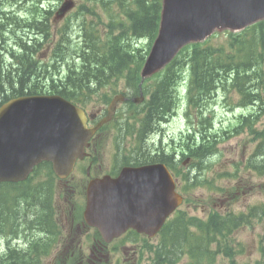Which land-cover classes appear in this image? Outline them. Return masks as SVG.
<instances>
[{
    "label": "rangeland",
    "instance_id": "1",
    "mask_svg": "<svg viewBox=\"0 0 264 264\" xmlns=\"http://www.w3.org/2000/svg\"><path fill=\"white\" fill-rule=\"evenodd\" d=\"M51 5L50 3L45 4V6ZM16 9V4H11L10 2L3 3V7L0 10H6L10 11ZM88 17V16H87ZM11 29H14V27H10ZM34 33L31 34L33 36ZM12 36L8 37V41L6 43H3V41L0 39V63L5 62L3 60L2 56L3 54H7L9 56H12V51L9 46L11 43ZM47 39V38H46ZM24 42V43H22ZM46 42V40L44 41ZM31 43L26 45L25 40L21 41L19 43V46L25 45L26 48H29ZM30 51L29 49H27ZM19 51V50H18ZM27 53L29 54V52ZM65 54H60V59H63ZM16 58V57H15ZM75 57L72 56L71 60L69 61L70 69H72V65L75 61ZM11 69V65H7ZM56 75L55 71H50L48 77H53ZM180 94L182 98H184V93L180 91ZM232 96V98H230ZM229 97H226L225 99H219L217 103L218 107L215 110V117H216V128L219 132L221 129H227L229 131L232 130L234 127H238L241 122V118L243 115H248L251 113L250 108H244L239 107L236 105L237 96L236 94H231ZM97 106V102L94 99L92 102H90L87 107L94 108ZM258 130L264 129V113L261 115L260 118V124L256 126ZM184 130L183 124L179 123L176 119H173L167 126L165 130V137L166 138H172L174 141L180 140L181 137V131ZM162 140V138H161ZM258 142V139L253 137L252 134H249L246 130H243L241 133L234 135L231 137L230 140L226 141L225 143L221 144L220 151H221V168L220 172L223 170L228 169H235L232 168L231 165L235 166V164H242L244 157H249V155L253 152V148ZM262 154V152H261ZM260 160H264L261 155L258 156ZM243 175V173L240 174V176ZM246 179V175H243ZM252 181V186L250 189L240 187L238 190V197L234 200L233 203H226V201H223L221 204H218V201L216 200L215 196H211L209 194V190H201V189H195L193 192L197 194V198L201 201V205H193L190 204L189 206H186L185 209L188 211L190 215H196L198 217H205L209 210L211 208H214L218 211H233V212H239L244 211L248 206L257 204V203H264V193L261 191V188L259 186V183L264 182V179H258L253 176H249ZM236 180L232 179H219L218 185L223 188H228L231 190V186L236 187L235 185ZM244 191V194L242 193ZM219 192V191H218ZM220 193V192H219ZM229 193V192H227ZM41 194H38L40 196ZM221 196H223L220 193ZM211 196V202H216L217 205L212 206L208 205L206 206V203L204 200H207ZM33 202L39 201L38 198H31ZM37 199V200H36ZM40 202V201H39ZM18 214H22L21 212H18ZM17 214V216H18ZM33 214V212L26 211L25 215L28 219V222H30L36 215L29 217ZM37 214V213H36ZM18 222V220H17ZM36 221L32 222V225H30L29 230L35 234V225ZM19 228V227H18ZM25 227L22 228V235L25 233ZM15 230L16 227H15ZM235 239L240 242V246L242 247V252L239 253L236 256L237 261L239 262H249L251 264H255L256 260L260 258V252L259 247L264 243V238H259L261 235H264V221L262 223L253 222L251 226L241 228L238 230L235 234ZM37 236V235H36ZM45 238V237H44ZM30 240H39L37 237L33 236ZM19 241V240H18ZM21 241V240H20ZM8 248H14L13 246L8 245ZM13 250V249H9ZM216 264H227V259L223 257H219Z\"/></svg>",
    "mask_w": 264,
    "mask_h": 264
},
{
    "label": "trees",
    "instance_id": "2",
    "mask_svg": "<svg viewBox=\"0 0 264 264\" xmlns=\"http://www.w3.org/2000/svg\"><path fill=\"white\" fill-rule=\"evenodd\" d=\"M135 2L136 8L134 10H127L128 17L131 20V29L133 33L143 34L154 31L156 28L157 20L160 16V0H136ZM254 33L256 35H261L260 43L262 44V47L264 49V24L254 28ZM253 39L254 38H247L245 34L233 35V42L235 44H239L238 49L242 53L246 50L247 45H253ZM90 40V36H88V38L86 39V42L88 43L86 47L87 52L92 53L97 49H102L104 51H109V53H103L100 55L97 53H93L91 57L86 59L87 62L83 68L84 75L86 76H84L83 80H87L91 77H96L97 79H100L103 75H105L106 72L114 71L118 69L121 64L125 63V60L128 55L124 51L123 46L119 44L118 40H116L117 42L115 41L114 46H110L109 48H102L99 46H95L93 48L89 45ZM24 52L27 53V48L24 49ZM24 52L22 53L23 55ZM201 54L205 55V57H202ZM208 54H210V48H204L200 50L194 48L193 53L191 55V61L197 62V65L193 67V71L195 72V67H197V71L200 76L198 77L196 82L197 86L200 88L201 91H209L211 89L212 84H214L215 81L218 79L217 71L220 70L218 69L216 64L206 62V56ZM253 54L254 53L252 50V53L250 54L244 53L242 58L246 61L247 65H254L253 73L254 75H258L260 63L252 60ZM86 56L88 57L89 54L87 53ZM259 57L261 61L264 59L262 55H259ZM92 61L97 63L94 68L89 67L90 62ZM7 65L9 64H7L6 62L0 63V100H3V98L6 96L5 90H14V86L17 89L27 88L26 82L30 76L29 74L32 72L31 67H25L23 69H11L12 72H14L13 74L12 72H7ZM228 65L229 64H222L221 67L225 68ZM81 80V77H77L73 79L72 83L77 84ZM57 91L58 93L66 97H71L75 93H73V90L67 88L64 84ZM167 93V90L165 92L159 90L155 91L151 95L150 104L145 115L146 127L149 126L150 122L153 119L157 117H162L166 113L167 109H169V100L167 97ZM38 194H40V192L30 193L28 197L31 199L35 196V198L39 199L42 197V193L40 196H38ZM39 201H36L33 203V205H31L30 212H33V214L29 216L32 217L36 215L34 218L32 217L33 219L31 220L32 222L33 220L34 222L37 220L35 223L36 227L37 224L45 226L46 223L45 203L41 201V199ZM25 212L26 211L22 212V214H18V216L15 217V220H18V225L21 228L25 227L29 229L30 225H32V222H28V216L26 217ZM16 229L17 230H15V233L21 234L20 228L16 227Z\"/></svg>",
    "mask_w": 264,
    "mask_h": 264
},
{
    "label": "water",
    "instance_id": "3",
    "mask_svg": "<svg viewBox=\"0 0 264 264\" xmlns=\"http://www.w3.org/2000/svg\"><path fill=\"white\" fill-rule=\"evenodd\" d=\"M163 22L169 24L172 29L181 33V36L189 38L203 32L211 23L217 19L230 21L234 16H247L252 8L264 3V0H164ZM188 3L197 8V12L188 8ZM234 24V23H233ZM207 29V30H208ZM170 39L157 43L154 47L153 58L163 60L174 49L175 44ZM50 107L63 114L64 107L58 106L60 101L57 97H51ZM28 107L27 103L25 104ZM5 109V108H4ZM45 113L48 110L44 109ZM30 118L25 111L19 110L18 105L11 106L0 112V179L13 175L12 167L17 160V146L29 139ZM8 124L13 131L6 132L5 125ZM65 142V141H64ZM63 146V145H62Z\"/></svg>",
    "mask_w": 264,
    "mask_h": 264
},
{
    "label": "flooded vegetation",
    "instance_id": "4",
    "mask_svg": "<svg viewBox=\"0 0 264 264\" xmlns=\"http://www.w3.org/2000/svg\"><path fill=\"white\" fill-rule=\"evenodd\" d=\"M37 221V220H36ZM35 231V234L34 235H37L39 240L41 241V247L44 246V243H45V238H44V235L42 233L39 232V224H37V227L36 229L34 230Z\"/></svg>",
    "mask_w": 264,
    "mask_h": 264
},
{
    "label": "bare ground",
    "instance_id": "5",
    "mask_svg": "<svg viewBox=\"0 0 264 264\" xmlns=\"http://www.w3.org/2000/svg\"><path fill=\"white\" fill-rule=\"evenodd\" d=\"M22 43H24V42H22ZM24 46V47H23ZM26 48V46L25 45H22L18 50H20L22 53L24 52V49ZM28 49V48H27ZM28 51V50H27ZM65 56V55H64ZM165 113V112H164Z\"/></svg>",
    "mask_w": 264,
    "mask_h": 264
}]
</instances>
